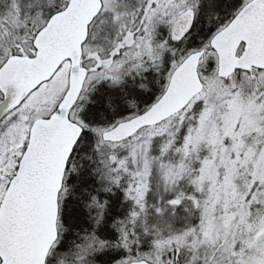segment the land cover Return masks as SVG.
Segmentation results:
<instances>
[{
	"label": "snow or ice",
	"instance_id": "snow-or-ice-1",
	"mask_svg": "<svg viewBox=\"0 0 264 264\" xmlns=\"http://www.w3.org/2000/svg\"><path fill=\"white\" fill-rule=\"evenodd\" d=\"M0 264H264V0H0Z\"/></svg>",
	"mask_w": 264,
	"mask_h": 264
}]
</instances>
